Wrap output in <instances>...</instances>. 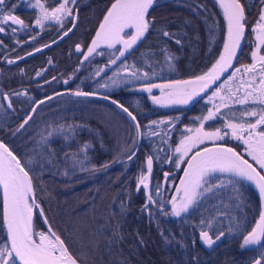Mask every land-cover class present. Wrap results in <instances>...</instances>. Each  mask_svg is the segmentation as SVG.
Masks as SVG:
<instances>
[{"label": "trees", "instance_id": "trees-1", "mask_svg": "<svg viewBox=\"0 0 264 264\" xmlns=\"http://www.w3.org/2000/svg\"><path fill=\"white\" fill-rule=\"evenodd\" d=\"M57 1L0 0V137L30 176L46 218L40 216L41 224L48 222L79 264H264V240L256 244L249 238L262 201L247 172L230 156L216 154L195 171L190 186L184 179L177 185L183 164L174 165V149L180 129L196 110L162 108L151 100L153 91L133 88L207 70L205 64L216 60L229 36L225 19L213 21L216 35L208 37L199 15L202 7H211L208 0L156 4L154 10L167 9L163 14L176 11V19L148 22L147 35L120 62L143 67L139 62L144 50L165 49L175 57L173 68L162 76L102 91L96 83L116 66L120 46H97L92 38L115 0H76L74 27L56 43L23 56L68 30L72 13L58 21L33 23L41 8ZM185 4L189 9L184 10ZM211 10L216 13L218 8ZM249 22L243 21L246 37L237 62L249 44ZM151 35L157 43L148 44ZM77 42L84 47L82 53L73 49ZM67 89L102 92L128 109L140 130L137 149L135 125L128 115L111 101L72 92L40 104L34 117L13 132L37 99ZM219 141L255 165L237 140ZM150 164L151 183L144 186L141 178ZM173 194L176 210L160 209ZM202 232L212 239L209 245L202 241ZM5 241L2 234L0 244L9 254Z\"/></svg>", "mask_w": 264, "mask_h": 264}, {"label": "rangeland", "instance_id": "rangeland-1", "mask_svg": "<svg viewBox=\"0 0 264 264\" xmlns=\"http://www.w3.org/2000/svg\"><path fill=\"white\" fill-rule=\"evenodd\" d=\"M211 1L208 0L211 7L215 6L219 9L220 13H222L221 5L218 3L217 6L215 0ZM64 3L59 6L56 5L50 10L40 9L42 13L33 20V23L35 25H40L46 20H50L49 22L53 21L64 9ZM211 7H208V9H211ZM249 7L243 21L245 20L247 23L251 20L255 21L249 22V44H247L248 47L244 49L241 60L238 62L236 61V63L230 67L222 81L214 88L212 87L208 90V92L197 101L198 109L196 110V114L190 115L186 124L180 129V142L178 146L175 147L173 153L174 165L183 164L180 172H182L189 155L194 149L206 144L220 142L219 140L224 137H231V139L237 140L241 144V152L252 159L264 175V4L261 5V7L259 5H254V7L250 5ZM203 8L206 9L207 7ZM185 9H189V6H186V4L184 10ZM193 11L198 12V10L194 9ZM210 11L209 18H205V12L200 18L204 21L203 23L206 27L208 37H215L216 27L212 24L213 21L216 23L221 17L216 16L214 11ZM206 19H210L209 22H206ZM225 21L227 22L226 30L228 36L230 35V23L227 19H225ZM125 25H128L127 22H124L123 26ZM130 25L131 29L128 28L130 32L128 30L121 31L118 28L107 31L106 38L103 36L102 38L104 39L99 41L98 45L113 47L112 45L114 44H123V47L126 48L131 38L137 34L139 28L137 21H131ZM102 31L95 30L94 37L99 36ZM228 40L229 36L218 57L212 63V67L207 68V70L201 74L188 76L179 80L147 82L133 88L147 91L149 94L150 91H153V94L150 95L151 100L162 108H181L188 106L198 89L204 85V80L201 77L206 74L214 73L215 65L220 62L228 45ZM149 52L150 51H145L146 54ZM144 59L145 62L140 61L139 63H144V65H148L149 63L152 65V70L154 72H150L148 75L147 70L145 71L144 67L142 68L140 65H135L134 61L130 63L121 62L111 69L104 79H99L97 82L98 84L96 83L98 88L106 89L107 87H115L125 83L137 82L139 80H149L154 76L156 77V75L162 76L164 72L170 71L173 68L171 59L170 62H168L167 58H165L163 62L164 66L160 69L157 68L158 63L155 64L159 61L158 58H153L152 61L148 55V61L146 57ZM107 65L108 63L104 64L102 67L104 68ZM161 66L160 63V67ZM180 112L181 111H179L178 114H180ZM33 115L32 117H34ZM38 116L40 118L39 111L36 119ZM135 139L137 144V138L135 137ZM202 161L203 160H200L199 165L204 163ZM198 168L200 167L194 168L189 175L182 177L186 187L190 186L191 182L196 178V175L193 174ZM148 172L145 169L141 178L143 182L146 181L144 186L147 185L149 180L147 178ZM173 200L167 206L172 210L176 208V199ZM36 201L37 203L34 205L32 221V234L34 239L39 242L43 236H46L50 240L59 241L63 244L62 240L54 231L53 234L52 231H49L48 227L46 229L42 227L39 218L40 216L41 219L45 217L43 216L44 214L42 215L39 212L41 209L40 204L38 200ZM172 203L174 204L171 205ZM200 237L202 241L208 245L212 241L207 232H202Z\"/></svg>", "mask_w": 264, "mask_h": 264}, {"label": "water", "instance_id": "water-1", "mask_svg": "<svg viewBox=\"0 0 264 264\" xmlns=\"http://www.w3.org/2000/svg\"><path fill=\"white\" fill-rule=\"evenodd\" d=\"M225 5L230 23V35L226 50L216 68V73L207 78V82L200 89L198 96L203 92L209 90L214 86L220 78L224 76L226 71L235 63L240 50L244 44L246 30L243 23V8L239 0H221ZM70 29L61 33L51 43L60 40ZM103 34L96 36V39H102ZM50 43H47L48 45ZM45 45L39 46L35 49L24 53L23 56L34 53L40 50ZM68 90H59L54 93L37 99L30 108L27 115L20 121V123L13 130L14 133L19 131L30 120L37 107L43 102L53 98L58 94L67 92ZM74 95L97 96L113 102L117 107L126 115H128L135 125V137L137 138V147L140 143V130L138 124L132 113L120 105L116 100L108 95L75 90L72 92ZM224 154L230 156L237 164H239L249 175L253 184L256 186L260 193L262 201L261 215L258 219L256 226L252 229L249 238L255 240L256 244L264 240V175L248 158L243 156L233 146L221 142L210 143L194 149L189 155L184 168L182 169L180 178L177 185L183 176L189 175L194 168L199 165L200 160L207 159L210 155ZM152 166L150 164L148 185L151 183ZM177 185L175 191L177 190ZM0 195H1V224L3 227L5 239L7 242L10 255L16 264H45L37 259L29 252V242L36 241L32 234V221L34 213V205L36 200L34 196V189L27 170L22 165L18 155L11 149L4 139L0 137ZM175 194L171 197L165 206L160 209L166 208L174 199ZM25 202L29 205V215L25 222H21L20 209ZM64 245V244H63ZM65 247V246H64ZM66 248V247H65ZM68 252V251H67ZM69 253V252H68ZM70 254V253H69ZM71 256V255H70ZM72 257V256H71ZM73 258V257H72ZM74 259V258H73ZM74 264H79L75 259Z\"/></svg>", "mask_w": 264, "mask_h": 264}, {"label": "flooded vegetation", "instance_id": "flooded-vegetation-1", "mask_svg": "<svg viewBox=\"0 0 264 264\" xmlns=\"http://www.w3.org/2000/svg\"><path fill=\"white\" fill-rule=\"evenodd\" d=\"M165 1H169V2L170 1H173L174 4L176 5V0H115L114 3H112V6L109 5V7L106 10L105 15L102 18V21L100 22V24L98 26V29H97V31H102L103 30L100 33V35L103 34L104 38H106V36H107V33H108L107 31H109L111 29H114V28L115 29L118 28L121 31H124V30L127 31L128 30L130 32V30H129V29H131L130 22L133 21V20L134 21H137L138 22V25H139L137 34H135L131 38V40L127 44L126 48L123 47V44H119V46H120L119 50L120 51L118 53V58H115L114 59L115 62L113 64H115L116 62L117 63L115 65L121 63L120 62L121 59H124V57L126 55H128L133 49H135L136 48V44L141 40V38L143 36H146L147 35V33H148V30H147V28H148L147 27L148 26V22L154 21V20H160V19H170V20L176 19V11H175L174 14H171V13H168V12L166 14H163V11L164 10L167 11V9H161L162 6L159 7L158 9H155V10L153 9V7L156 4H158L160 2H165ZM209 1H211V0H209ZM239 1L241 2L242 8H243V13H244L243 19H244V16L247 15L246 14V11H248L247 9H245V6L246 5H251L253 7H254V5H259L261 7V5L264 4V0H239ZM64 2H67V3H64ZM75 2H76V0H66V1L65 0H58L55 4L52 5V7L46 6L45 9L50 10L51 8H54L56 5L59 6L62 3L65 4V7L62 10V12L59 13V15L57 17H55V19L53 21H51V22L58 21V19H61L63 16H65V15L68 16V14H71L72 13V23L67 27V29H70L71 30L74 27V25H75V23L77 21V17H78V9L76 7L73 9V7H74L73 4ZM215 3H216L217 6H218V3H219L221 5V7H222L221 8V12L222 13H219L220 11L218 9V11L216 10V13L215 14L217 16L221 17V18L223 16V18L229 20L228 11H227L225 5L223 4V2L221 0H215ZM36 4H37V1H35L34 4H33V6L35 5V7H34V10L35 11H36ZM208 5H210V2L208 3ZM163 6H165V5H163ZM167 6H169V4ZM167 8H169V7H167ZM41 9H44V8H41ZM206 9H208V8H206ZM206 9L203 8V11L205 12V14H204V12H201V14H199L201 17L203 16V14L205 15V18H206V15L210 16V12H211L210 10L211 9H208V10H206ZM41 13L42 12H40L39 14H37V16L40 15ZM124 22H127L128 25L123 26ZM65 30H63L62 32H64ZM60 34H58L57 36H59ZM55 38L50 39L49 41H46V42H44L42 44H39V45L35 46L33 49H35V48H37L39 46L45 45L43 48H41V49H44L45 47H48V46L56 43L57 41L54 42V43H51ZM104 38H102V39H104ZM102 39H96L95 40V37L93 36L92 42L94 44L97 43V46H99L98 45L99 44V41H101ZM147 41H148V44H155V43H157V40L154 39V36H152V35H151V39L150 40L148 39ZM47 43H50V44L46 45ZM105 46H108V45H105ZM112 46L113 47H116V44H114ZM73 49L76 50V51H78L79 53H82L83 50H84V47L77 42V44H75L73 46ZM145 51H149V50L148 49L147 50H144L143 53H141V61L145 62V59L144 58L146 57V59H147V56L148 55H149V58L152 59V61H153V58H158L159 61L157 60L158 62H156L155 64L158 63L157 64V68H159V69L160 68H163V66H164L163 65L164 63L163 62H164L165 58H167V61L168 62H170V59H171V62H173L175 60V57L172 56V54L169 51L165 50V49L155 50L152 53L149 52L147 54L145 53ZM147 61H148V59H147ZM160 63L162 65L161 67H160ZM218 64H219V62L216 63L215 68H214L215 71H214L213 74L212 73L211 74H206V75H203L201 77L204 80V83L203 84H205L207 82V78L211 77L212 75H214L216 73V68H217ZM142 65H143L145 71L147 70V74L148 75L150 74V72H154L152 70V65H150L149 63H148V65L147 64L144 65V63H142ZM205 65L208 66L207 68H209V67H212L213 64L212 63H208V64H205ZM107 66L104 68V71L108 70V67ZM229 69L226 71V73L224 74V76L222 78H220V80H218V82L214 86H212L213 88L215 86H217L222 81V79L228 73ZM160 72H161V70H160ZM201 88H202V86L195 93V95L193 96V99H192L191 103L188 105L193 110H197L198 109V107H197V101L208 92V90H207V91L203 92L200 96L197 97V95H198V93H199V91H200ZM67 90H68L67 92H69V93L72 92L69 89H67ZM100 90L103 91L104 88H100ZM83 91H88V90H83ZM89 92H95V91H89ZM95 93L105 94V93H102V92H95ZM152 94L153 93H151V95ZM105 95H107V94H105ZM73 96H76V95H73ZM88 97H97V96H88ZM114 105L117 106L116 104H114ZM208 158H207V160H208ZM205 161L206 160H203L202 162H205ZM204 166L205 165L200 164L197 167L204 168ZM39 212L42 214L41 211H39ZM42 227H44V229H46L48 227L49 231H52V233L54 234L53 230L51 228H49L50 225L48 224V222L46 220H44V225L42 224ZM2 234L4 235V231H3V227H2V224H1V220H0V236H2ZM4 237H5V235H4ZM6 245H7V242H6ZM3 248H4L3 245L0 244V264H16L15 261L13 260L12 256L10 255V253L9 254L5 253ZM7 250H8V246H7ZM8 252H9V250H8Z\"/></svg>", "mask_w": 264, "mask_h": 264}, {"label": "bare ground", "instance_id": "bare-ground-1", "mask_svg": "<svg viewBox=\"0 0 264 264\" xmlns=\"http://www.w3.org/2000/svg\"><path fill=\"white\" fill-rule=\"evenodd\" d=\"M29 213L28 202H25L20 209L21 222L27 220ZM28 249L35 259L45 264L75 263L74 259L70 256L61 242L50 240L46 236H43L39 242H29Z\"/></svg>", "mask_w": 264, "mask_h": 264}]
</instances>
